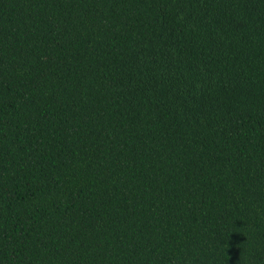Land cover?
Listing matches in <instances>:
<instances>
[{
	"label": "trees",
	"instance_id": "obj_1",
	"mask_svg": "<svg viewBox=\"0 0 264 264\" xmlns=\"http://www.w3.org/2000/svg\"><path fill=\"white\" fill-rule=\"evenodd\" d=\"M0 264H264V0H0Z\"/></svg>",
	"mask_w": 264,
	"mask_h": 264
}]
</instances>
